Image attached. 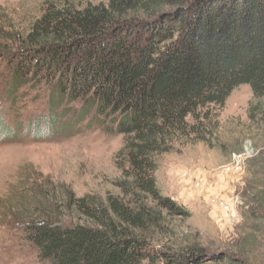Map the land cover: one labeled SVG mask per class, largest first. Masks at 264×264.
Masks as SVG:
<instances>
[{"label": "trees", "instance_id": "trees-1", "mask_svg": "<svg viewBox=\"0 0 264 264\" xmlns=\"http://www.w3.org/2000/svg\"><path fill=\"white\" fill-rule=\"evenodd\" d=\"M12 37L0 45L10 60L11 94L48 87L56 109L78 103L77 122L123 137L117 193L78 196L47 179L63 194L54 208L48 201L8 210L7 225L21 229L40 262L249 264L207 248L188 223L190 210L162 194L156 172L177 144L220 146V111L243 84L253 93L247 134L264 144V0H108L84 7L49 0L28 30ZM251 164L247 226L238 228L235 245L252 244V234L264 237V150Z\"/></svg>", "mask_w": 264, "mask_h": 264}, {"label": "rangeland", "instance_id": "rangeland-1", "mask_svg": "<svg viewBox=\"0 0 264 264\" xmlns=\"http://www.w3.org/2000/svg\"><path fill=\"white\" fill-rule=\"evenodd\" d=\"M47 1L0 0V45L11 44L9 37L13 38L15 32L27 31L30 22L42 15ZM69 1L80 7L108 2ZM9 62L8 54L0 50V125H4L0 129V264H47L39 261L35 248L23 239L19 227L7 225L12 216L6 215L8 210L12 214L11 210L20 208L46 207L48 201L54 208L63 194L57 187L49 186L47 179L68 185L78 196L93 194L104 198L109 192L117 193L114 182L122 173L118 163L123 137L107 134L87 121L77 122L78 103L56 109L57 100L51 97L48 87L32 85L11 94ZM252 97L250 85L235 88L220 111V146L177 144L175 151L161 156L156 176L162 194L190 210L188 223L193 231L201 233L207 248L240 255L249 264H264V237L252 234V244L235 245L233 239L239 227L247 226L248 169L264 150L263 142L250 138L246 130ZM247 145L254 154L239 162L234 154L243 153ZM198 178L204 179L205 193L194 184ZM227 197H233L235 217L222 206Z\"/></svg>", "mask_w": 264, "mask_h": 264}, {"label": "built area", "instance_id": "built-area-1", "mask_svg": "<svg viewBox=\"0 0 264 264\" xmlns=\"http://www.w3.org/2000/svg\"><path fill=\"white\" fill-rule=\"evenodd\" d=\"M253 154H254V150L252 149V147L250 145L249 146L247 145L243 153L234 154V157L236 160L241 162L242 160H244L243 158L247 159L250 156H252ZM184 175H185L184 177L186 178L187 174L185 173ZM194 184L199 189V191L205 193L206 184L204 183L203 178L195 179ZM234 204L235 203H233V197H227L226 200L222 203V206L226 210L227 214L230 216H233V217H235V212H234V208H233Z\"/></svg>", "mask_w": 264, "mask_h": 264}]
</instances>
